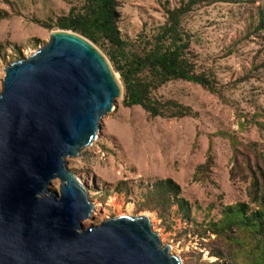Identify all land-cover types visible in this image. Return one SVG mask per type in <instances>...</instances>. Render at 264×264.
Wrapping results in <instances>:
<instances>
[{
  "label": "rangeland",
  "instance_id": "obj_1",
  "mask_svg": "<svg viewBox=\"0 0 264 264\" xmlns=\"http://www.w3.org/2000/svg\"><path fill=\"white\" fill-rule=\"evenodd\" d=\"M83 1L0 0V93L5 68L44 46L53 31L61 30L58 19L80 9ZM119 1L122 37L135 46L152 39L167 20L166 9L179 7L183 0ZM263 3H216L185 17L196 70L212 78L221 95L198 84L175 81L155 96L191 107L196 117L153 118L140 106L126 107L123 96L116 100L115 110L102 118L93 145L78 157L67 158L68 169L84 183L94 205L90 219L83 222L85 228L112 217L146 214L162 244L170 246L183 264L218 260L210 256L214 236L202 237L190 219L198 223L219 219L225 206L249 203L250 181L230 178L236 157L224 134L237 138L242 166L247 159L255 162L251 144L264 154V125L256 124H264L259 115L264 113V32L255 30ZM116 76L122 82L118 72ZM210 155L213 164L196 178ZM166 179L177 183L181 196L192 205L190 218L177 205L163 215L148 208L154 204L149 190ZM59 184L53 181L51 189L58 191Z\"/></svg>",
  "mask_w": 264,
  "mask_h": 264
},
{
  "label": "water",
  "instance_id": "obj_2",
  "mask_svg": "<svg viewBox=\"0 0 264 264\" xmlns=\"http://www.w3.org/2000/svg\"><path fill=\"white\" fill-rule=\"evenodd\" d=\"M4 72L0 264H183L146 214L84 227L94 205L67 158L93 145L125 92L104 53L78 33L56 30Z\"/></svg>",
  "mask_w": 264,
  "mask_h": 264
},
{
  "label": "trees",
  "instance_id": "obj_3",
  "mask_svg": "<svg viewBox=\"0 0 264 264\" xmlns=\"http://www.w3.org/2000/svg\"><path fill=\"white\" fill-rule=\"evenodd\" d=\"M257 0H183L179 7L166 9L167 20L152 39H144L139 45H129L119 28V0H84L80 9H72L66 17L58 19L61 30L73 31L104 50L114 69L121 76L126 107L140 106L151 117L182 119L196 117L197 113L177 100H162L155 96L160 88L170 82L184 81L198 84L208 91L221 95L216 82L196 70L191 51L192 35L184 25V19L192 11L216 3H240ZM38 22V21H37ZM39 23V22H38ZM255 30L264 32V3L259 8ZM264 117V113L259 114ZM243 125V123H241ZM258 126L263 123L256 122ZM235 151V165L230 172L231 180H249V203L240 202L225 206L219 219H210L191 226L202 237L210 240V256L218 258L205 264H264V154L257 144L249 147L254 151L255 162L246 160L245 166L238 161L239 142L225 133ZM213 164L210 155L207 162L196 172V178L205 174ZM147 205L163 215L173 205L188 218L192 205L181 196V188L172 179L154 183L148 192ZM256 208H252L251 205Z\"/></svg>",
  "mask_w": 264,
  "mask_h": 264
},
{
  "label": "bare ground",
  "instance_id": "obj_4",
  "mask_svg": "<svg viewBox=\"0 0 264 264\" xmlns=\"http://www.w3.org/2000/svg\"><path fill=\"white\" fill-rule=\"evenodd\" d=\"M117 77V76H116ZM149 217H151V216H149Z\"/></svg>",
  "mask_w": 264,
  "mask_h": 264
}]
</instances>
